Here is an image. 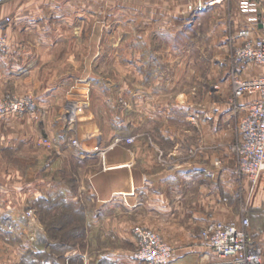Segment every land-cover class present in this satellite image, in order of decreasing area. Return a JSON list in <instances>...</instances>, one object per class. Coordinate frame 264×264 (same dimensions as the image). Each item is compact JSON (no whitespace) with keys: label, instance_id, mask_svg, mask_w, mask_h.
<instances>
[{"label":"crops","instance_id":"obj_1","mask_svg":"<svg viewBox=\"0 0 264 264\" xmlns=\"http://www.w3.org/2000/svg\"><path fill=\"white\" fill-rule=\"evenodd\" d=\"M177 1L0 0V35L7 38L6 50L0 52V97L29 95L35 102L32 111L8 116L0 123V216L14 219L10 217V195L16 203L40 201L42 213L37 226L46 235L39 246V253L47 257L43 264H136L133 260L135 229L140 227L157 231L164 237L173 249L170 264L204 263L208 257L210 262L215 261L198 231L210 220L239 224L241 219L232 208L238 196L247 198L253 235L264 261V172L252 187L246 177L237 175L235 163L228 154L224 164L181 163L164 173L155 156L144 152L146 143H115L127 128L122 118L118 123L108 120V124H114L113 132L94 122L82 135L78 134L80 144L88 151L110 144L104 152L73 151L64 143L67 125L64 114L68 112L72 96H76V103L83 100L91 82L90 88L95 90L127 88L122 81L94 82L99 59L105 64L117 63L114 64L117 69L113 68L110 74H121L126 68L122 67L121 58L133 56L135 74L142 78L139 75L148 73L143 61L147 57L142 54L144 47L154 45L160 27L175 24V14L186 17L185 1ZM233 1L237 31L246 28L256 35L259 27L248 24ZM257 1L260 9H264V0ZM223 8V5L213 6L208 12ZM7 17L9 22H5ZM96 23L108 30L95 33ZM120 29L140 30L134 51L133 47L127 51L128 45L124 47L117 42L116 31ZM235 42L239 43L240 39L235 38ZM149 73H157L153 65ZM263 75L264 67L258 64H249L240 70L243 78ZM158 79L152 76L150 81H135L137 104L142 106L151 101L158 105L151 94L147 97L148 91L171 88L169 82ZM99 98L106 106L111 104L109 98L106 101L104 97ZM256 98H240L238 105L247 106ZM80 102L83 107L80 116L85 117L87 105ZM139 114L136 124L146 118L143 111ZM186 117L198 123L197 128L206 142L216 144L223 136L226 140L230 138V129L216 128V124L211 128L204 119L208 114L194 113ZM187 134L188 131H182L183 138ZM42 136L57 137L60 142L47 149L41 145ZM180 150V146H172L168 153L174 156ZM67 154L73 162L65 160ZM67 170L73 177H63ZM192 186L197 187L194 200L197 208L181 209L179 204L173 207L172 202L189 198ZM166 188L171 190L169 197ZM224 191L230 202L224 203ZM47 213H56L53 229L56 233L76 235L72 240L75 245L65 251L51 249L46 230L51 219L46 217ZM24 227V232L30 229L29 225ZM78 235H83L82 246ZM112 240H115L114 246H111Z\"/></svg>","mask_w":264,"mask_h":264},{"label":"rangeland","instance_id":"obj_2","mask_svg":"<svg viewBox=\"0 0 264 264\" xmlns=\"http://www.w3.org/2000/svg\"><path fill=\"white\" fill-rule=\"evenodd\" d=\"M233 2V0H229L223 4L224 8L221 11L215 9L198 16H191L185 12V19L184 14H175V24L169 27H165V25L160 27L152 47L142 46L144 47L142 54L147 56L143 58V61L146 62L148 69V73L139 75L142 78H138L135 74L133 56L128 59L121 58L122 67H126L125 72L121 74H110L113 68L117 69V65L114 66L117 63L105 64L102 59H99L94 82L122 81L126 83L127 88L122 91L113 88L111 90H95L90 88L93 86L91 82L89 90L83 94V100H80L87 105L88 114L85 117L80 116L83 109L82 105L80 106L81 102L76 103V96H72L73 98L71 97V102L67 106L68 112L64 114L65 123H67L64 126L65 145L73 148V151L79 149L71 143V140L77 139L79 142L78 134L82 135L88 130L87 127L90 123L97 122L107 132H113L114 124L113 122L108 124V120L118 123V120L122 118L126 121L127 128L124 133H121L122 138L117 143L123 142L127 145L146 143L144 152H151L155 156L160 170L162 169L164 173L174 165L181 163L205 161L209 164L219 159L221 164H224L225 156L229 154L235 163V172L239 177H243L238 174V160L231 153V148L239 144V119L241 117V113L237 109L238 99H235L233 95L234 84L230 78L237 67L233 55L238 45L235 42L237 29L233 22ZM107 30L100 24H95V33H104ZM111 31L113 32V29ZM116 34L117 42L124 47L128 45L127 51H131L132 47L134 48L132 51L135 50L134 42L139 40V29H120L116 31ZM152 65L156 69L157 73L155 74L149 73ZM152 76L163 82H169L171 88H157L148 91L147 97H150L148 94H151L155 98L154 100L157 99L159 103L156 105L155 102L149 101L141 106L135 101L137 91L134 88V83L140 80L150 81ZM157 86L160 87L161 84H157ZM99 97H104L105 101L106 97L109 98L111 104L106 106L103 100L99 101ZM80 98L81 96L78 99ZM142 111L146 113V118L142 123L136 124V120H140L139 113ZM228 112L229 114L226 116ZM194 113L208 114L209 117L204 119L208 120L207 123L212 129L215 124L216 128L230 129V138L226 140L223 136V140H218L219 142L216 144L204 141L197 128L198 123L189 121L186 117ZM157 114L158 116H155ZM182 131H188L189 134L183 138ZM128 140L130 142H127ZM41 145L47 149L52 148L44 144ZM109 146L110 144H106L98 149L103 150ZM172 146H180L181 149L174 156L168 153ZM71 157L70 154H67L65 160L70 159L73 162ZM203 157H207V159ZM63 177L65 179L73 177L72 172L67 170ZM196 188L192 186L191 195L186 200L179 202V199L174 203L171 200L173 207L179 204L181 209L195 210L197 208V204H194L197 195ZM166 192H168V197L171 196L170 188H166ZM224 193L226 192L224 191ZM222 198L224 203L230 202L228 193L223 194ZM226 206L228 205L226 204ZM232 208L239 219L248 218L249 226L246 232L255 240L251 220L248 216L247 198L238 196ZM29 210L32 211V216L27 219L26 214ZM41 213L37 200L32 203L18 201L16 203L13 195H10V217L14 218L10 220L13 223V230L0 231V264H41L39 246L43 243L42 236L45 235L43 229L41 231L37 226ZM55 215L56 213H47L46 217L53 219ZM3 218L5 215L4 217L0 216V219ZM27 225L30 226V229L24 232V226ZM78 236L80 246L84 245L83 235ZM111 243L113 244L111 246H114L115 240H112ZM206 262H210V257L204 263L198 261L194 264H205Z\"/></svg>","mask_w":264,"mask_h":264},{"label":"built area","instance_id":"obj_3","mask_svg":"<svg viewBox=\"0 0 264 264\" xmlns=\"http://www.w3.org/2000/svg\"><path fill=\"white\" fill-rule=\"evenodd\" d=\"M186 13L198 16L207 12L211 7L223 5L229 0H183ZM240 11L245 15L248 24L259 27L258 33L252 35L249 29L238 30L235 38L240 39L236 46L233 59L236 70L231 74L234 84L235 99L246 96L257 98L247 106L237 105V109L244 113L239 119V144L231 148V153L237 158V172L246 177L253 187L264 172V75L253 78H243L240 70L249 64H258L264 67V9H260L257 0H235ZM7 17L5 22H9ZM7 38L0 35V52L6 50ZM35 102L32 96L5 95L0 97V123L8 116L23 115L32 111ZM119 140V139H118ZM117 140V141H118ZM117 141L115 143H117ZM60 142L57 137H43L41 144L56 147ZM127 142H130L128 140ZM71 143L84 153L104 152V149L95 148L85 150L77 139ZM216 165L221 161L217 159ZM2 187L0 186V196ZM32 216L29 210L26 214ZM249 226L247 217L242 218L239 224L219 220L207 221L200 230V238L206 248L215 256L216 260L205 264H264L260 246L246 232ZM13 230L12 220L0 219V231ZM136 249L133 260L136 264H170L173 249L164 237L157 231L148 228H136ZM42 242L45 238L42 236ZM44 264H51L45 262Z\"/></svg>","mask_w":264,"mask_h":264},{"label":"trees","instance_id":"obj_4","mask_svg":"<svg viewBox=\"0 0 264 264\" xmlns=\"http://www.w3.org/2000/svg\"><path fill=\"white\" fill-rule=\"evenodd\" d=\"M38 204L40 203L39 200ZM54 225H55V220L54 218L51 219L48 224L46 225V230H47V234L49 237V240L51 242V249L53 250L54 247H56L55 249L59 248L62 249L63 251L71 248V246L75 245L74 242L72 240H74V237L76 236L75 234H71V233H56L53 229H54ZM73 242V243H72ZM54 249V250H55ZM60 256L63 254H59ZM59 256V257H60ZM39 258H40V263L43 264V261L45 260L44 258H47L46 256H44L43 253H39ZM56 264V262H55Z\"/></svg>","mask_w":264,"mask_h":264}]
</instances>
